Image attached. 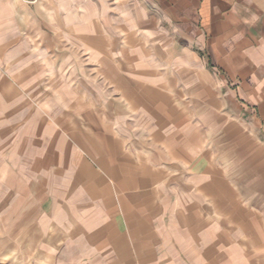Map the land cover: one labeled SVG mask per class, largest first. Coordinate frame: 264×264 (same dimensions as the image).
Here are the masks:
<instances>
[{"label":"crops","instance_id":"obj_1","mask_svg":"<svg viewBox=\"0 0 264 264\" xmlns=\"http://www.w3.org/2000/svg\"><path fill=\"white\" fill-rule=\"evenodd\" d=\"M3 264H264V0H0Z\"/></svg>","mask_w":264,"mask_h":264},{"label":"rangeland","instance_id":"obj_2","mask_svg":"<svg viewBox=\"0 0 264 264\" xmlns=\"http://www.w3.org/2000/svg\"><path fill=\"white\" fill-rule=\"evenodd\" d=\"M6 245V240L4 239L1 231V223H0V253L2 248ZM0 264H3V256L0 254Z\"/></svg>","mask_w":264,"mask_h":264}]
</instances>
